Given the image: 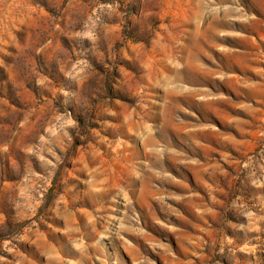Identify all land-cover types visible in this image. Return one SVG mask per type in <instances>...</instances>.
Listing matches in <instances>:
<instances>
[{
    "label": "clouds",
    "instance_id": "obj_1",
    "mask_svg": "<svg viewBox=\"0 0 264 264\" xmlns=\"http://www.w3.org/2000/svg\"><path fill=\"white\" fill-rule=\"evenodd\" d=\"M0 264H264V0H0Z\"/></svg>",
    "mask_w": 264,
    "mask_h": 264
},
{
    "label": "rangeland",
    "instance_id": "obj_2",
    "mask_svg": "<svg viewBox=\"0 0 264 264\" xmlns=\"http://www.w3.org/2000/svg\"><path fill=\"white\" fill-rule=\"evenodd\" d=\"M223 118H224V114H219V115L217 116V119H219V120H223Z\"/></svg>",
    "mask_w": 264,
    "mask_h": 264
}]
</instances>
